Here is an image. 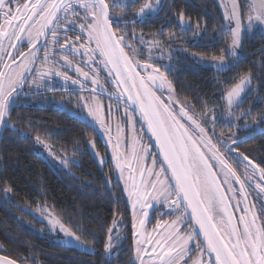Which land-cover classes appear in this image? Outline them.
<instances>
[{
	"label": "snow or ice",
	"instance_id": "6c2138e0",
	"mask_svg": "<svg viewBox=\"0 0 264 264\" xmlns=\"http://www.w3.org/2000/svg\"><path fill=\"white\" fill-rule=\"evenodd\" d=\"M116 7L122 9L120 15L111 11ZM224 8L226 23L218 26L221 32L230 35V43L224 55L212 59L217 70H225L227 58L238 55L245 34L251 33L255 27L264 30V0H248L246 5L232 0L231 7L224 5ZM163 9L161 0H144L143 3L140 0H111V3L109 0H75V3L73 0H0V128L28 135L12 123V112L22 98L54 91L50 86L54 77L62 78L63 90H68L69 83L84 90L86 83L90 82L94 87L87 90L95 93L99 87L98 73L106 70L115 87L120 89L116 93L117 102L119 104L122 99L124 107L121 118L124 126L121 119L116 120L115 140L107 121L100 119L98 101L94 107L81 96L79 107L87 108L89 115L108 134L119 178L124 180V190L132 200L135 256L129 264H264V159L256 163L238 150L242 142L239 131L249 130L253 134L256 131L247 122L242 127L237 123L251 114V108L240 112L239 116L231 111L233 106L239 109L242 94H250L256 77L249 71L234 78L238 82L225 90L227 112L231 117L228 127H236L237 132L228 136L218 133V117L208 114L212 109L198 115L187 102L180 104L179 100L173 99L175 86L168 79L171 65H165L162 71L158 63L165 45L171 53V44L177 33H169L164 40H158L157 36L163 35L162 23L160 29L150 34V39H146L143 32L120 34L130 24H143L150 18L159 17ZM130 10L131 18L127 16ZM160 19L165 23L174 22L181 33L191 30L194 35L200 34V21L193 28L183 9L174 12L172 17L165 12ZM203 31L207 33L206 24ZM128 35L132 41L125 38ZM85 36L87 44L83 43ZM93 42L95 48L91 47ZM135 44L145 46L150 56L153 50L158 55L152 57L151 62H142L137 57L144 55L143 48H137ZM50 47L53 48L51 63ZM41 50L43 56L39 55ZM57 51L78 56L89 71H85L81 64H74L68 55L57 57ZM259 51L264 52V46ZM190 55L196 60L203 59L197 53ZM37 61H40L39 65ZM63 69H72L76 78ZM261 70L264 72V65ZM25 85L29 91H25ZM165 92L168 93V103L162 99ZM70 103L60 101L65 108ZM116 111L119 112L120 108L117 107ZM137 111L138 118L134 115ZM141 122L155 138L158 153L142 144L141 137L136 134L137 124ZM255 125H264V115L255 121ZM129 126L132 135L130 139L125 135V147L121 150V133H126ZM260 134L264 135V128L260 129ZM35 142L43 144L51 154L52 146L44 144L39 136ZM87 143L95 148L94 141ZM217 145L235 155L237 165L243 163L245 171L238 173L234 170L229 158ZM76 150L74 148V152ZM149 158L150 166L147 164ZM57 159L66 167L70 162L78 163L74 156L64 155ZM125 171L129 173L127 178L124 177ZM136 173H139V182ZM0 183L6 181L0 180ZM3 191L10 195L12 189L6 187ZM237 210L240 215L236 214ZM157 215L160 218L156 219L153 235L143 226L150 216L156 218ZM164 215H174L175 218L165 220ZM49 223L51 230L58 228L65 237L92 246L62 222L52 218ZM72 224L80 230L75 221ZM114 232L112 227L107 229L103 245L106 264H112V260L119 256L118 251H113L120 248ZM91 235L95 237L96 234ZM0 251L7 252V249L0 245ZM29 258L0 255V264H18V261L24 264Z\"/></svg>",
	"mask_w": 264,
	"mask_h": 264
},
{
	"label": "trees",
	"instance_id": "16d2710c",
	"mask_svg": "<svg viewBox=\"0 0 264 264\" xmlns=\"http://www.w3.org/2000/svg\"><path fill=\"white\" fill-rule=\"evenodd\" d=\"M169 6L168 17L183 9L186 19H190L192 24L200 21L202 28L207 25V33L204 32L199 39L179 40V44H175L177 48L197 53L208 62L213 57L225 54L229 38L218 26L222 18L215 0H171ZM162 23L164 27L161 38L175 33L174 22L168 24L162 20H152L145 32H155L161 28ZM262 46V33L246 36L241 56L225 71H218L208 64H199L187 53L180 54L170 73L174 78L177 77L174 81L175 89L180 92L181 88L188 87L198 94L200 105L205 108L220 104L225 90L238 81L234 78L251 71L256 77L253 79L255 89L246 102L255 103L251 116L245 117L243 121L248 118L257 121L264 115V72L261 70L264 52L259 51ZM57 93L54 95L58 96ZM40 101L20 103L12 112V123L28 135L22 136L11 129H4L0 137V180L6 181L0 183V245L7 249V252L0 251V254L11 258L30 257L24 264H106L103 245L108 235L107 229L112 227L119 216L125 222L130 221L123 188L119 181L114 180L110 164L106 162L100 166L87 148V142L94 141L100 155L105 156L106 147L95 127L52 101ZM246 109H249V104ZM239 114L236 113L237 116ZM261 128L264 125H260L255 134L239 131L242 140L239 152L249 155V159H254L256 163L264 159V135L260 134ZM234 131L237 132L235 127L227 130L229 134ZM37 136L63 153L69 154L76 146H80L81 150L76 154L78 163L71 166L70 172L53 168L37 146ZM6 187H11L10 195H5L3 189ZM39 206L49 207L63 219L69 229L96 251H82L56 241L46 232L41 234L40 229L46 230V227L37 222L30 212ZM24 208H28V211ZM73 221L80 226L79 231L73 226ZM128 229L130 232L131 229ZM85 232L88 234L85 235ZM93 232L95 237L91 235ZM122 256L120 254L113 259L112 264H129Z\"/></svg>",
	"mask_w": 264,
	"mask_h": 264
},
{
	"label": "rangeland",
	"instance_id": "374dc122",
	"mask_svg": "<svg viewBox=\"0 0 264 264\" xmlns=\"http://www.w3.org/2000/svg\"><path fill=\"white\" fill-rule=\"evenodd\" d=\"M109 2L111 3V0H109ZM122 2H126V0H122ZM143 2H144V0H140V3H143ZM153 2H155V0H153ZM161 2L164 4V9L160 12L159 17L150 18L147 20L146 23H143V24H141L139 22L130 24V25H128V27L126 29H122L120 34L124 35L125 31L129 34H131L133 32L136 34L143 32L145 38L150 39L151 38L150 34L152 32H145L146 29L149 28V23L152 20H161L160 17H163L164 13L167 12L168 6L170 5L171 0H161ZM215 2L219 6V9L221 12L222 23L220 25H224L226 23L223 19V15L225 12L224 5H227L230 8L232 0H215ZM238 2L246 5L248 0H238ZM73 3H75V0H73ZM138 7H139V5H137V8ZM111 11L117 15H120L122 13V9L120 7L113 8V9H111ZM245 11H247V9H245ZM131 14H132L131 10L127 12V16L129 18H131ZM72 18L74 19L75 17H72ZM78 23H79V21H78ZM167 23L170 24L171 22H167ZM245 23H246V20H245ZM192 27L195 28L196 24L195 25L192 24ZM173 29H175V33H177V35H176V39L171 44L172 51H171V53H169V47H168V45H165L164 50H163V57L158 61V63L160 64L162 71L164 70L165 65H171V71L168 72V79L173 81L174 86H175L174 81L177 79V77L174 78V76H171L170 73L172 72V69H173V66L175 63V59L176 58L178 59V56L180 54L187 53V55L190 56L193 60H195V62H197L199 64H206V65L208 64L217 70L215 65L212 63V60L209 62L204 58L201 60H196L195 58H193L190 55L191 52L186 51L182 47H180V49H179L175 45V44H179V40L186 41V40H189L190 38L199 39L200 36H202V34L204 33L202 27H201V31H200L199 35H194V33L191 30L181 33L179 26L176 25L175 23H174ZM256 32H260L264 35V30H262L260 27H255L251 33L245 34L244 39L246 36H253ZM227 35L229 38V41H228V44H229L230 43V35L229 34H227ZM166 37L167 36H165L164 38H161L160 36H157V39L158 40H164ZM125 38L129 41H132L131 35H128ZM84 40H86L84 43L87 44V37L86 36L84 37ZM134 46L137 48H143L144 55L142 57H137V58L141 59L142 62L143 61L151 62V58L156 57L158 55V52L153 50L151 53V56H150L145 46H141L139 44H135ZM91 47L95 48V42H93L91 44ZM126 51H128V49H126ZM241 53H242V48L238 50V55L236 57H228L227 58L228 67L236 62V60L241 56ZM68 54H70V53H68ZM68 54L66 53L65 55H68ZM69 59L73 60L74 64H81L84 67L85 71H89V68L82 64V62L78 56L73 55L72 58H70V56H69ZM97 60H99V57H97ZM97 67H102V66L97 65ZM228 67L225 70H227ZM63 70L68 71V74L70 76H72L73 78H76L77 74L72 69H63ZM137 70L140 71L139 69H137ZM225 70H218V71H225ZM98 82H99V87H97V90L95 93H90L87 90L88 88L94 87L93 85H91L90 82L86 83V87L84 90H80L78 86L71 85L70 83L68 85V90H63L62 78L54 77L52 79V81L50 82V86L55 89L52 92L57 93L56 90H58V91L61 90L64 93H60L59 96H56V95H54V93H52L46 97L40 94V95H36L35 97H33V99H31L32 98L31 97L30 99L32 100V102H20V103L30 104V103H33V101L36 102V101L41 100L40 102H42V103H49V101L50 102L52 101V103H56L58 106H61L60 101L67 100V101H70L71 103L68 106V107H70V109L68 107H66V108L71 110L74 114L79 115L88 124L95 127V129L98 132L102 142L104 143V145L106 147L105 153H104L105 156L100 155L96 146H95V148H93L91 145H89L87 143V148L93 154V156L96 158V160L100 166L105 165L106 162H108L110 164L111 174H112L114 180L120 182V184L123 188V191L125 193L127 206H128L129 212H130V221L129 222H125L124 218L122 216H119L114 220V222L112 224V228H114V230H115L114 234L117 236V239L120 241V248L114 249L113 251L114 252L118 251L119 255L120 254L123 255L122 259L126 258V261H130L135 256V253L133 251L135 245L133 242V235H132V233H133V227L132 226L134 223L132 200L129 197L128 191L124 190L125 189L124 180L119 178V175H118L119 169L116 168V161L112 158L113 150H112L111 144L108 143V134H106L104 132L103 128L100 127L99 123L95 120V118L89 115L87 108L79 107L81 96L88 99V101L90 103H92L94 107H95L96 101H98L100 106H101L100 107V119L107 121L108 126L111 128L110 134H111L113 140H115V137L117 135L116 130H115L116 120L121 119L123 117V114H124L123 100L121 99L119 104H118L117 97H116V93L119 92L120 89H117L115 87L114 83L107 76L106 70H101L98 73ZM231 87H229L227 89H230ZM254 89H255V87L253 86V82H252L250 94L249 93L242 94L241 102L239 104V109H237L235 106H233V108L231 110L233 115L237 116L236 113L244 111L247 108L248 104H249V108H251V110H252L255 102L254 103L253 102L247 103L246 101L248 100V98H250L251 94H253ZM70 93H74V94H70ZM109 93H112L111 97L109 96ZM157 95H160V93L157 92ZM162 99L164 100L165 103L169 102L167 92L164 93V95L162 96ZM173 99L179 100L180 104L187 102L188 104H190L191 106H193L195 108L198 115L207 112L208 109H212V111L209 112L208 114L209 115H216L218 117V124L216 127V131L218 133H223L225 136L229 135V133H228L229 131L227 132V130L229 128L228 127V121L231 119V117L228 115V112H227L228 105L226 102V92H224L220 104L216 103V104H213V105H211L209 107H205V108H202V106H201L202 104L199 100L198 94L190 91V89H188V87H186L185 89L181 88L180 92L175 89V94L173 96ZM244 104H246L245 107H244ZM117 107L120 108L119 112L116 111ZM178 107H179V105H177V108ZM109 109H111V112H112L111 117H109ZM129 111H131V109H129ZM134 115H135V117L138 118L140 114L137 111ZM250 116H251V114H250ZM244 119L245 118H242V119L237 121V123L240 124L241 127L243 126V124L245 122H247L251 127L256 128V129L259 128V127H256L255 121H252L250 118H248V120H246V121H243ZM241 121H243V122L241 123ZM121 123H122V127H123L124 123H123L122 119H121ZM141 128L143 129V131H141ZM235 129L237 130L236 127H235ZM3 130H4L3 128H0V137L3 133ZM243 131L247 132L249 130H243ZM234 132H236V131H234ZM136 134L139 137H141V143L142 144L148 146L150 148V150L153 151L154 153L159 152V148L156 145L155 138L151 136V133L147 132L146 124H143V122L138 123ZM125 135H127L130 139V137L132 135V131H131L130 126L128 127L126 133H121V150H123L125 147V145L123 143ZM43 142H44V144L52 146L51 154L49 153V149L44 147L43 144H40V143H36V144L41 149L45 160L51 166H53V168L64 169V170L70 172L71 166L77 164V163L73 164L70 162L69 165L66 167V166L62 165L60 163V160L57 158H62L64 155H67V156H74L75 160L78 161L76 158V154L79 152V150H81L80 146H76L75 149H77V150L74 152V149H73L68 154V153H63L60 150H57L53 145L49 144L46 141H43ZM138 147H139V145H138ZM217 147L220 148V152L223 153V155L225 157L229 158V163L231 164V166L234 170H236L238 173L245 171L243 163L237 165V163H236L237 157L235 155L228 154V152L225 151V149L223 147H220V145H217ZM97 154H99V155H97ZM101 161H103V162H101ZM147 164L149 166L151 165V159L150 158L147 160ZM133 166H135V165H133ZM125 167H126V165H125ZM157 170H159V165H157ZM247 171H249V173H250L251 169L249 168V169H247ZM128 175H129V173L127 171H125L124 177L127 178ZM136 176H137V182H139V178H140L139 173H136ZM130 185H131V181H129V187H130ZM24 209L26 211H28V208H24ZM40 209H43V210L41 211ZM30 212L34 216V218L36 219L37 222L45 225L46 230L40 229L41 234L46 232V233L52 235L56 241H60L64 245L76 247L82 251H86V252H90V253H93L96 251V249L93 246L88 247V246H85L84 244L77 243L75 240H73L69 237H65V235L58 230V228L55 230H51L52 226L50 225L49 220L52 218L62 222L66 228H69V227L63 222V219L61 217H59L49 207L39 206L36 209L30 210ZM236 214L240 215L241 213L237 210ZM157 218H160V216L157 215L156 218H153L152 216L149 217V220L147 221L146 226H145L148 233L155 235V233H152V229L155 227V223H156ZM162 218L165 220H170V219H174L175 216L174 215H164ZM128 225H130V227H128ZM128 228L131 229L130 232H129ZM130 233H131V235H129ZM81 240H83V239L81 238ZM127 240H128V242H126ZM113 243H116V241L114 240ZM105 257H106V254H105ZM206 258H207V253H205V259Z\"/></svg>",
	"mask_w": 264,
	"mask_h": 264
},
{
	"label": "flooded vegetation",
	"instance_id": "af4514ba",
	"mask_svg": "<svg viewBox=\"0 0 264 264\" xmlns=\"http://www.w3.org/2000/svg\"><path fill=\"white\" fill-rule=\"evenodd\" d=\"M76 34H79V33H76ZM86 40H84L83 39V43L85 42ZM63 41H61V43H62ZM41 44H43V38H41ZM58 47V46H57ZM25 51H27V49L25 48L24 49ZM52 50H53V48L52 47H50V49H49V54H50V63H51V52H52ZM68 54V52L67 51H65V52H63V53H61V52H59V51H57L56 52V56L57 57H60V56H63V55H65V54ZM43 50H41L40 51V53H39V55H41V56H43ZM68 56H70V58H72V56H73V54H68ZM37 64L39 65L40 64V61H37ZM59 66V64H57L56 65V67H58ZM140 70V69H139ZM143 74V73H142ZM29 79H31V77H29ZM25 91H29V88H28V85H25ZM50 93L52 92V91H49ZM56 92H58V96L60 95V93H64L63 91H61V90H56ZM52 93H54V92H52ZM41 95H43V96H47V95H49L48 94V92H46V93H43V94H41ZM36 95L35 94H33V95H30V96H27V97H24V98H22V100H21V102H32V100L31 99H33V97H35ZM32 97V98H31ZM31 98V99H30ZM67 101V100H66ZM200 239L202 240L203 239V237L202 236H200ZM150 250V249H149ZM196 253H194L193 255H195Z\"/></svg>",
	"mask_w": 264,
	"mask_h": 264
},
{
	"label": "water",
	"instance_id": "95a60500",
	"mask_svg": "<svg viewBox=\"0 0 264 264\" xmlns=\"http://www.w3.org/2000/svg\"><path fill=\"white\" fill-rule=\"evenodd\" d=\"M63 110H65L66 112H68V113H70V114H72V115H75L71 110H69L68 108H65V107H63ZM146 223H147V221H146ZM146 223H145V225L143 226L144 228H145V226H146ZM0 255H2V254H0ZM18 264H20L19 262H18Z\"/></svg>",
	"mask_w": 264,
	"mask_h": 264
}]
</instances>
